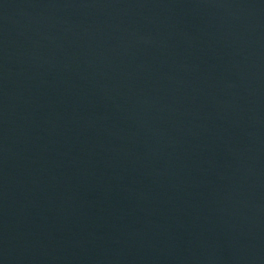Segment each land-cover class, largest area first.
Wrapping results in <instances>:
<instances>
[{
  "label": "water",
  "instance_id": "1",
  "mask_svg": "<svg viewBox=\"0 0 264 264\" xmlns=\"http://www.w3.org/2000/svg\"><path fill=\"white\" fill-rule=\"evenodd\" d=\"M0 264H264V0H0Z\"/></svg>",
  "mask_w": 264,
  "mask_h": 264
}]
</instances>
